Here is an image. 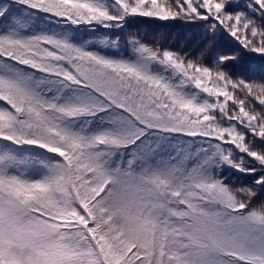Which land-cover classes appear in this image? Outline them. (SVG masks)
Segmentation results:
<instances>
[{
	"label": "snow or ice",
	"instance_id": "snow-or-ice-1",
	"mask_svg": "<svg viewBox=\"0 0 264 264\" xmlns=\"http://www.w3.org/2000/svg\"><path fill=\"white\" fill-rule=\"evenodd\" d=\"M0 264H264V0H0Z\"/></svg>",
	"mask_w": 264,
	"mask_h": 264
},
{
	"label": "trees",
	"instance_id": "trees-1",
	"mask_svg": "<svg viewBox=\"0 0 264 264\" xmlns=\"http://www.w3.org/2000/svg\"><path fill=\"white\" fill-rule=\"evenodd\" d=\"M145 21L151 19V18H143ZM167 24L165 27L164 25ZM141 33L146 34L148 37H151L153 35H156L158 39L165 43L166 46H181L184 44H189L188 40H196L198 38V29H192L193 32L190 30V33H186V35H183L181 33V29L184 27L183 22H155V23H142L139 25ZM191 29V28H190ZM151 34V35H148Z\"/></svg>",
	"mask_w": 264,
	"mask_h": 264
},
{
	"label": "rangeland",
	"instance_id": "rangeland-1",
	"mask_svg": "<svg viewBox=\"0 0 264 264\" xmlns=\"http://www.w3.org/2000/svg\"><path fill=\"white\" fill-rule=\"evenodd\" d=\"M190 30L193 32L192 28L190 29V27H183L181 29V33H183V35H186V33H190ZM148 35H151V34H148ZM190 45H193L194 43H196V40H188ZM235 179V177H234Z\"/></svg>",
	"mask_w": 264,
	"mask_h": 264
}]
</instances>
